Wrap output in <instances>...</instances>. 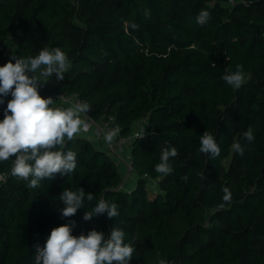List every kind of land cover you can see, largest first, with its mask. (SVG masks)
Masks as SVG:
<instances>
[{
  "label": "trees",
  "instance_id": "16d2710c",
  "mask_svg": "<svg viewBox=\"0 0 264 264\" xmlns=\"http://www.w3.org/2000/svg\"><path fill=\"white\" fill-rule=\"evenodd\" d=\"M230 1L0 0V39L10 52L27 58L60 47L68 56L64 80L49 77L43 97L77 93L95 121L114 117L123 136L148 122L131 145L138 185L129 191L117 190L112 157L80 136L68 142L76 171L35 189L11 175V160L0 162V175L8 174L0 183V264H34V245L71 220L77 236L122 229L136 249L130 264H264V0ZM201 10L210 13L204 26L196 23ZM9 60L0 53V66ZM237 65L245 82L233 89L221 77ZM249 127L251 143L243 138ZM205 131L221 148L215 159L198 151ZM173 146V172L156 173L162 148ZM81 187L115 202L119 216L84 221L88 209H80L63 218L60 194Z\"/></svg>",
  "mask_w": 264,
  "mask_h": 264
},
{
  "label": "clouds",
  "instance_id": "9594fccd",
  "mask_svg": "<svg viewBox=\"0 0 264 264\" xmlns=\"http://www.w3.org/2000/svg\"><path fill=\"white\" fill-rule=\"evenodd\" d=\"M144 16L150 15L144 10ZM210 19L207 10H201L196 23L204 26ZM133 29L137 24L126 22ZM14 61V63H13ZM70 68L67 54L60 47L43 48L35 56L27 58L13 54L10 60L0 66V104L11 96L4 109V118L0 120V162L12 161L11 175L28 181V187L35 189L42 181H52L57 175L70 176L78 165L77 153L68 148V142L78 135L87 133L90 128L87 102H76L68 107L56 106L52 97L40 95L39 86L55 75L57 81H63L64 74ZM221 79L233 89H239L245 82L243 66L237 65L235 71L226 70ZM59 98V97H58ZM118 135V130L104 134L103 139L111 144ZM138 138H143L138 136ZM243 138L251 143L255 140L253 129L249 127ZM236 153L243 156L245 148L239 143L233 144ZM198 151L211 159L220 156L221 148L214 136L205 131L200 136ZM178 156L176 147H164L154 171L167 176L173 172L170 162ZM197 176L206 179L204 173ZM185 182L187 175L181 177ZM224 203L231 200L229 188L222 189ZM95 200V204L91 202ZM62 207L59 209L63 218H71L80 209L84 210L83 220L105 215L108 218L119 216L118 205L109 202L103 195L99 198L91 192L77 188H66L59 196ZM85 201L89 207H85ZM224 203L220 205L222 208ZM76 222L60 225L51 230L43 247L34 245V264H130L136 251L133 244L125 242V232L113 226L110 234L92 229L87 234L73 235ZM159 264H166L164 259Z\"/></svg>",
  "mask_w": 264,
  "mask_h": 264
},
{
  "label": "built area",
  "instance_id": "2783aa9c",
  "mask_svg": "<svg viewBox=\"0 0 264 264\" xmlns=\"http://www.w3.org/2000/svg\"><path fill=\"white\" fill-rule=\"evenodd\" d=\"M238 2L241 1L232 0L228 4L233 5ZM51 48L54 47H50L49 49ZM0 53H4V55L8 59H10L11 56L14 54L13 52H10L8 48L7 40L3 41L0 39ZM45 88H46V83H41L39 86V92L41 96L43 95V91L45 90ZM50 97H52L54 100L58 99L57 101L64 107H68L76 102H84V100H82L77 93H73V94L54 93ZM91 111L92 109L90 108V111L88 112V116L90 117L89 120L90 128H94L97 138L104 142V146H105L104 150L106 151V153L112 157V159L117 165L124 164L126 166V172L128 176L134 174L135 170L131 157V145L133 141L136 138H138V136H142V135L144 136L148 123L147 120L137 123L133 132H131L128 136H123L122 128L115 122L114 117L112 116L103 117L99 121H95L91 116ZM114 129L118 130V135L115 137V139L112 141L111 144H107L104 141L103 136L106 132ZM125 152L127 153V156L124 157L123 154ZM7 178H8V174L0 175V183L6 182ZM170 264H181V263L172 261Z\"/></svg>",
  "mask_w": 264,
  "mask_h": 264
},
{
  "label": "crops",
  "instance_id": "0c3cea01",
  "mask_svg": "<svg viewBox=\"0 0 264 264\" xmlns=\"http://www.w3.org/2000/svg\"><path fill=\"white\" fill-rule=\"evenodd\" d=\"M56 106H63V105H61L58 101H56ZM78 136L89 139L92 142V144L99 149H104L105 147L104 142L97 138L94 128H89V131L87 133H83ZM117 166L122 176V182L120 184L121 189L129 191L135 188L138 185V181L135 182V179L128 178V174L126 172V166L124 164L122 165L120 164Z\"/></svg>",
  "mask_w": 264,
  "mask_h": 264
},
{
  "label": "rangeland",
  "instance_id": "374dc122",
  "mask_svg": "<svg viewBox=\"0 0 264 264\" xmlns=\"http://www.w3.org/2000/svg\"><path fill=\"white\" fill-rule=\"evenodd\" d=\"M123 156H124V157L127 156V153L125 152V153L123 154ZM128 178L135 179V182H137V179H136L135 174H134V175L132 174V175L128 176ZM149 187H150V185H149Z\"/></svg>",
  "mask_w": 264,
  "mask_h": 264
},
{
  "label": "water",
  "instance_id": "95a60500",
  "mask_svg": "<svg viewBox=\"0 0 264 264\" xmlns=\"http://www.w3.org/2000/svg\"><path fill=\"white\" fill-rule=\"evenodd\" d=\"M117 190H121V186H119V187L117 188Z\"/></svg>",
  "mask_w": 264,
  "mask_h": 264
}]
</instances>
